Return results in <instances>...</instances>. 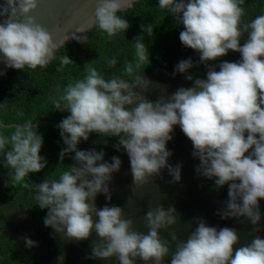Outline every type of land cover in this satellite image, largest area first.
<instances>
[{"label": "clouds", "instance_id": "clouds-1", "mask_svg": "<svg viewBox=\"0 0 264 264\" xmlns=\"http://www.w3.org/2000/svg\"><path fill=\"white\" fill-rule=\"evenodd\" d=\"M39 2L5 0L0 6V16H7L0 23V56L7 67L45 69L55 58L57 48L69 39L64 35L55 41L37 21L33 12ZM243 3L244 0H158L159 7L167 9L184 26L179 36L181 43L195 50L199 61L208 66L206 79L186 75L187 80L194 81L193 86L180 87L152 101L137 91L151 81L145 74H135L132 82L117 75L105 78L88 63L87 75L70 82L53 100L56 110L69 113L57 124L65 145L60 159L74 153L76 163L59 179L31 185L35 204L47 209L46 227L77 241L88 239L94 230L102 239L92 244L90 258L116 256L119 264H136V258L166 264L170 248L160 238L159 230L176 223V208L159 206L147 211L146 233L133 229V220L125 217L123 207L106 204L97 208L98 195L111 201L113 174L120 171L123 162L118 155L109 161L104 150L80 149L78 145L92 133L118 137L113 147L129 157L134 192L150 177L161 176L165 168L171 182L182 180V164L169 163L173 153L167 147L178 125L192 141L193 157L200 161L195 171L214 180L216 188L228 186V199L217 214L222 219L243 217L253 225L255 233L264 230L260 223L264 218V14L241 26ZM128 5L129 0H98L94 15L76 27L71 38L86 43L87 29L93 25L109 37L127 31L129 22L118 13ZM244 32L247 39L241 44ZM135 48V68H139L150 61V53L139 39ZM229 50L238 51L241 59L221 61L219 71L215 64L209 65ZM70 63V57L63 56L58 70ZM117 63L115 56L108 60L110 66ZM193 67L191 57L182 59L175 65L174 74L189 73ZM125 71L133 76V65L128 63ZM38 129L39 124L29 120L17 124L10 136L0 131L4 166L11 169V179L16 182L47 166V158L41 155L44 136ZM22 239L29 248L38 246L30 236ZM238 241L237 229H218L200 219L187 239L177 242L170 264H264V237L256 234L250 243L234 247ZM63 261L64 256H59L58 264Z\"/></svg>", "mask_w": 264, "mask_h": 264}, {"label": "trees", "instance_id": "trees-1", "mask_svg": "<svg viewBox=\"0 0 264 264\" xmlns=\"http://www.w3.org/2000/svg\"><path fill=\"white\" fill-rule=\"evenodd\" d=\"M244 15L241 26L250 22L258 15L264 14V0H244L241 5ZM129 22L127 31H120L113 37L99 27L88 31L86 43L74 39L55 52V58L47 68L24 70L11 69L0 77V121L4 124H21L33 121L39 124L38 131L44 136V145L41 155L47 158V166L37 173H30L21 182L11 179V169L4 166L5 155L0 153V264H58V257L63 255V264H119L116 256L106 259L90 258L92 244L101 242L93 230L91 236L84 240H75L63 232L55 233L44 224L47 209H41L35 201V189L31 185L41 183L44 179H59L60 175L69 170L75 160L74 153L60 159V152L65 147L60 136L57 124L68 112L54 108L53 100L63 94V90L70 82L83 79L87 73L86 64L90 63L105 78L113 75L123 76L132 82L135 74L145 76L151 81L144 88H137L152 101L160 96L174 93L180 87H191L194 81L185 77L192 74L198 78L206 79L208 66L199 61L198 53L185 47L180 39L183 25L175 17L158 5V0H139L132 8L118 13ZM151 32V35H149ZM136 39L141 40L148 47L150 61H145L139 68L136 65ZM247 39V33L241 36V44ZM68 55L73 63L61 68V58ZM115 56L118 63L110 66L108 60ZM191 57L194 67L189 73L174 74L175 65L182 59ZM241 54L229 50L226 56L219 57L215 64L219 71L221 61H239ZM131 63L134 75L129 76L126 65ZM5 135L15 131L12 128H0ZM173 138L167 144L173 155L169 163L182 164V180L171 182L172 177L168 170H162L161 176L150 177L148 182L131 190L132 175L129 157L123 150L117 151L113 145L118 143V137H103L92 133L87 141H81L80 149L104 150L105 159L111 160L113 155L122 159V166L118 173H114L111 187V201L103 194L96 198L97 208L102 209L106 204L119 205L124 208L126 218L133 220V229L147 232L146 213L159 206L165 208L173 205L177 212L176 223L159 230L160 238L165 241L170 254L165 257L166 264L171 262V252L175 251L178 241L186 240L191 232L198 226L200 219L208 225L233 227L237 229L239 241L234 247L248 244L254 236L264 237V230L255 233L253 225L241 217L222 219L217 210L224 206L228 199V186L221 188L214 186V180L206 179L195 169L199 165L198 158L193 157L192 141L183 133L180 127L175 126ZM105 141H107L105 143ZM10 147V146H9ZM8 149L6 148L5 151ZM29 187H25V185ZM23 214L25 223L21 225L24 230H9L7 207ZM261 211L264 212V200H261ZM96 219V217H93ZM264 226V218L261 220ZM30 236L38 242V246L29 248L22 237ZM175 236V239L173 238ZM136 264H152L136 258Z\"/></svg>", "mask_w": 264, "mask_h": 264}, {"label": "water", "instance_id": "water-1", "mask_svg": "<svg viewBox=\"0 0 264 264\" xmlns=\"http://www.w3.org/2000/svg\"><path fill=\"white\" fill-rule=\"evenodd\" d=\"M139 0H129V5L124 11L133 7ZM98 0H40L38 8L33 12L37 21L42 24L57 42L64 35H68L69 39L65 45L71 44L74 39L71 38L75 28L83 23H87L94 15ZM5 4V0H0V6ZM2 10V7H0ZM7 16H0V23L4 22ZM96 26H90L87 32ZM79 35V33H77ZM61 44L57 50L63 46ZM13 68L7 67L2 56H0V77ZM4 128L16 127L17 124H4L0 121ZM38 124V123H37Z\"/></svg>", "mask_w": 264, "mask_h": 264}, {"label": "rangeland", "instance_id": "rangeland-1", "mask_svg": "<svg viewBox=\"0 0 264 264\" xmlns=\"http://www.w3.org/2000/svg\"><path fill=\"white\" fill-rule=\"evenodd\" d=\"M6 217L8 218L9 230H22L24 232V230L21 228V225L25 223L23 214L18 211H13L12 208L8 206Z\"/></svg>", "mask_w": 264, "mask_h": 264}]
</instances>
